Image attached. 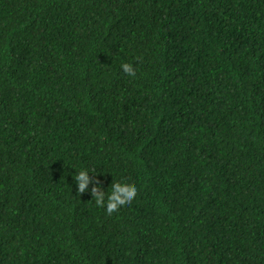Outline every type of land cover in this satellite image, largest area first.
I'll return each instance as SVG.
<instances>
[{
    "label": "trees",
    "instance_id": "trees-1",
    "mask_svg": "<svg viewBox=\"0 0 264 264\" xmlns=\"http://www.w3.org/2000/svg\"><path fill=\"white\" fill-rule=\"evenodd\" d=\"M0 264H264V0H0Z\"/></svg>",
    "mask_w": 264,
    "mask_h": 264
},
{
    "label": "clouds",
    "instance_id": "clouds-1",
    "mask_svg": "<svg viewBox=\"0 0 264 264\" xmlns=\"http://www.w3.org/2000/svg\"><path fill=\"white\" fill-rule=\"evenodd\" d=\"M120 68L123 73L129 76L135 75V68L132 63L123 62ZM73 168L76 170L72 174L75 192L78 195L89 192L95 205L103 208L107 215L117 212L122 207L129 206L137 195L136 186L124 182L112 181L110 188L108 187L105 191L99 177L97 176L93 181V176L89 175L90 172L95 174L91 168L87 166L79 169Z\"/></svg>",
    "mask_w": 264,
    "mask_h": 264
}]
</instances>
